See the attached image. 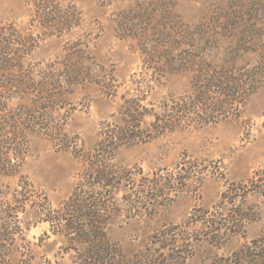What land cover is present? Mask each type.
I'll list each match as a JSON object with an SVG mask.
<instances>
[{"label":"rangeland","instance_id":"374dc122","mask_svg":"<svg viewBox=\"0 0 264 264\" xmlns=\"http://www.w3.org/2000/svg\"><path fill=\"white\" fill-rule=\"evenodd\" d=\"M46 1L61 13L55 26L50 19L38 21L36 0H0V29L10 32V27L35 42L25 60V74L39 84L50 74L61 77L58 100L51 103L43 96L12 104L27 110L57 105L55 126L39 123L41 129L56 128L60 133L29 137L18 175L0 177V193L9 201L16 198L25 204L12 205L22 211L18 217L22 233L8 264H22L24 258L31 264H71L70 256L59 252L64 239L51 234L43 214L67 200L83 168L66 146L73 142L80 155L90 152L101 129L122 127L121 106L132 99L143 100L146 117L141 128L147 135L152 132L153 115L161 114L170 101L190 95L191 74L154 77L145 69L140 51L163 47L160 34L165 31L195 33L194 28L215 7L228 5V0ZM132 34L140 42L129 37ZM260 35L257 53L249 57L251 63L259 60L264 64V26ZM192 45L189 52L197 56L203 48ZM113 164L119 171L135 175L132 181L124 179V192L116 197L123 212L110 222L108 230L109 240L125 256H148L147 264H162L167 244L159 235L173 231L178 235L177 257L184 259L178 261L184 264H250L235 255L264 234V80L235 116L198 129L152 134L147 142L123 146ZM168 175L177 180L169 185L178 192L166 197L171 201L162 197L163 206L151 212L142 210L138 217L125 213L135 188ZM252 179L254 188H247L237 204L251 214L257 212V220L235 229V208H231V200L220 205L222 194L228 187L246 186ZM151 197L146 193L145 203H151ZM193 213L198 220L207 214L222 229L231 227L232 236L212 244L201 232L202 226L194 222L196 218L190 219Z\"/></svg>","mask_w":264,"mask_h":264},{"label":"trees","instance_id":"16d2710c","mask_svg":"<svg viewBox=\"0 0 264 264\" xmlns=\"http://www.w3.org/2000/svg\"><path fill=\"white\" fill-rule=\"evenodd\" d=\"M227 3L228 5L215 7L194 28L195 33L185 31L179 35L177 30L165 31L160 34L163 47L140 51L145 69L154 77L163 78L159 74H191L190 95L170 101L161 114L153 115L152 132L147 135L141 128L146 117L143 112L146 108L141 105L143 100L132 99L124 101L121 106L122 127L115 131L101 129L90 152L80 155L73 142L66 146L68 150H72L76 159H80L83 168L67 200L56 209L49 208L43 214L51 234L64 239L59 252L69 255L71 264L150 262L148 256L128 258L108 238L110 222L123 212L116 197L118 193L124 192V179L132 181V176H135L119 171L114 166L113 161L118 152L123 146L147 142L152 134L162 136L187 128L198 129L235 116L262 84L264 64L259 60L251 63L249 57L257 53L256 43L264 26V0H228ZM34 8L38 21L45 18L52 20L49 21L50 24H58L61 13L57 6L49 5L46 0H36ZM9 29L10 32L0 29V177L18 175L26 156L29 137L45 132H52L55 136L60 133L56 128L41 129L39 123L46 121L55 126L57 105L43 110L35 106H30L28 110L12 107L15 101L22 104L43 96L51 103L58 100L61 95V77L50 74L47 81L40 84L30 80V75L25 74L23 67L26 58L33 52L32 44L35 42L30 37L17 35L10 27ZM134 31L137 32L133 29L132 32ZM129 37L140 42L134 34ZM191 44L203 48L200 49L201 52H197V56L190 54ZM38 109L39 113L36 111ZM167 178L159 177L135 188L134 193L130 194L132 199L124 207L125 213L138 217L142 210L151 212L152 208L163 206L159 202L162 197L171 201L166 197L175 190L169 188V185H174L177 180L173 175H168ZM255 184L252 179L246 186L232 185L222 194L220 205L223 207L231 200L229 204L231 208H235L232 212L233 224H237V227L234 225L235 229H241V225L257 220V212L251 214L237 204L241 194L247 188H254ZM146 193L152 195L153 199H149L151 203H145L146 198L143 199V196ZM177 193L176 191L175 194ZM245 197L243 196L244 199ZM18 204L25 205L16 198L9 201L4 193H0V264H8L10 254L18 246L16 238L22 233L18 219L22 211L13 209L12 206ZM195 213L190 215V219L196 218L194 222L202 226L201 232L212 244L232 236L231 227L222 229L207 214H203L198 220ZM169 232L168 235H159L160 241L164 240L167 244L162 264H184L178 258L184 259L177 257L180 254L178 235L173 231ZM235 257H242L250 264H264V234L253 240L250 247L240 250ZM22 264L31 263L24 258Z\"/></svg>","mask_w":264,"mask_h":264}]
</instances>
